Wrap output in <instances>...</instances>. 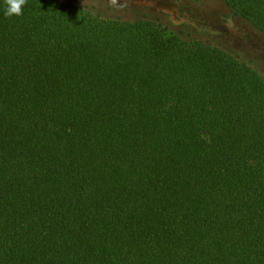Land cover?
<instances>
[{
    "label": "trees",
    "instance_id": "16d2710c",
    "mask_svg": "<svg viewBox=\"0 0 264 264\" xmlns=\"http://www.w3.org/2000/svg\"><path fill=\"white\" fill-rule=\"evenodd\" d=\"M218 1L264 39V0ZM4 10L0 264H264V73L159 17Z\"/></svg>",
    "mask_w": 264,
    "mask_h": 264
},
{
    "label": "rangeland",
    "instance_id": "374dc122",
    "mask_svg": "<svg viewBox=\"0 0 264 264\" xmlns=\"http://www.w3.org/2000/svg\"><path fill=\"white\" fill-rule=\"evenodd\" d=\"M93 11L126 19L159 17L182 38L220 42L264 73V39L237 25L218 0H74Z\"/></svg>",
    "mask_w": 264,
    "mask_h": 264
},
{
    "label": "clouds",
    "instance_id": "9594fccd",
    "mask_svg": "<svg viewBox=\"0 0 264 264\" xmlns=\"http://www.w3.org/2000/svg\"><path fill=\"white\" fill-rule=\"evenodd\" d=\"M27 0H4L5 10L4 15L6 17L21 16L23 15V6Z\"/></svg>",
    "mask_w": 264,
    "mask_h": 264
}]
</instances>
